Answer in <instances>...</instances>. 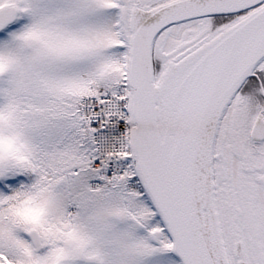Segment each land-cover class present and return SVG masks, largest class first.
Instances as JSON below:
<instances>
[{
	"label": "snow or ice",
	"instance_id": "snow-or-ice-1",
	"mask_svg": "<svg viewBox=\"0 0 264 264\" xmlns=\"http://www.w3.org/2000/svg\"><path fill=\"white\" fill-rule=\"evenodd\" d=\"M0 264H264V0H0Z\"/></svg>",
	"mask_w": 264,
	"mask_h": 264
}]
</instances>
